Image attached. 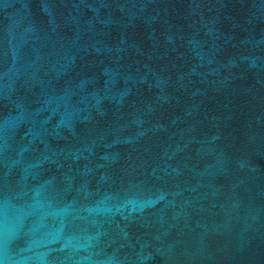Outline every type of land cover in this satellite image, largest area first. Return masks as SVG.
<instances>
[{
    "label": "water",
    "instance_id": "water-1",
    "mask_svg": "<svg viewBox=\"0 0 264 264\" xmlns=\"http://www.w3.org/2000/svg\"><path fill=\"white\" fill-rule=\"evenodd\" d=\"M0 264H264V0H0Z\"/></svg>",
    "mask_w": 264,
    "mask_h": 264
}]
</instances>
